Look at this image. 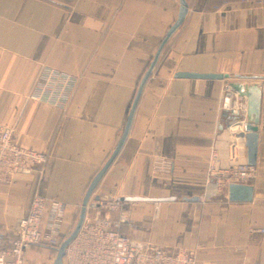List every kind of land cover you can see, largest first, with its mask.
Masks as SVG:
<instances>
[{
  "label": "crops",
  "instance_id": "obj_1",
  "mask_svg": "<svg viewBox=\"0 0 264 264\" xmlns=\"http://www.w3.org/2000/svg\"><path fill=\"white\" fill-rule=\"evenodd\" d=\"M184 1L185 19L165 41L180 0H0V125L47 157L40 175L0 183V242L35 193L65 206V229L78 221L137 101L89 199L128 200L131 224L120 233L193 250L195 264H264V0ZM229 81L262 84L252 133L223 119ZM247 135L256 147L253 199L231 203L208 182V161L215 150L223 163L246 162ZM157 161L169 172L155 170Z\"/></svg>",
  "mask_w": 264,
  "mask_h": 264
},
{
  "label": "built area",
  "instance_id": "obj_2",
  "mask_svg": "<svg viewBox=\"0 0 264 264\" xmlns=\"http://www.w3.org/2000/svg\"><path fill=\"white\" fill-rule=\"evenodd\" d=\"M13 135L14 129L0 125V183L8 182L14 174L40 175L47 161L45 154L17 146ZM230 161L223 163L215 150L209 157L207 179L220 197L226 195L230 184L252 185L257 176L254 164ZM154 169L167 173L170 165L157 161ZM65 215L62 203L35 193L26 215L17 222L15 233L0 242V264H25V255L33 250L47 251L56 257L71 234L64 228ZM130 224V211L118 198L89 199L83 224L66 246L62 264H195L193 250L152 247L120 233L121 227Z\"/></svg>",
  "mask_w": 264,
  "mask_h": 264
},
{
  "label": "water",
  "instance_id": "obj_3",
  "mask_svg": "<svg viewBox=\"0 0 264 264\" xmlns=\"http://www.w3.org/2000/svg\"><path fill=\"white\" fill-rule=\"evenodd\" d=\"M187 14V6L184 0H180V9L179 16L175 26H173L166 35V40L175 32V30L181 25L185 16ZM164 41V42H165ZM160 50L157 52V55L151 65V69L156 63L157 57ZM151 69L148 71L147 76H149ZM177 79H193V80H209V81H223L228 80L227 75L222 74H198V73H177L175 74ZM143 85V84H142ZM142 85L140 87L141 92ZM139 97V96H138ZM261 100H262V84L260 82H250V83H241V82H231L229 81L226 84L224 89L223 99L221 108L223 111V119L227 123L234 122H244L247 128V132H254L255 128L259 124L260 112H261ZM136 102L134 103L133 108L131 109L126 124L124 127L123 134L115 147L113 153L111 154L108 161L102 167V169L97 173V175L92 180L88 190L84 196V199L81 204L78 221L75 228L69 235V237L62 243L61 247L56 252V257L53 261V264H62V259L64 256V250L66 246L71 242V240L76 236L80 230L83 219L85 215V206L89 200L96 184L101 179L117 153L119 152L124 139L127 135V131L133 116ZM242 157L246 160L247 164L253 165L256 158V147L254 137L247 135L245 138V143L242 146ZM227 200L231 203H249L253 199V188L250 185H240V184H230L227 188ZM128 201V200H122ZM133 201V200H131ZM134 201H137L134 199Z\"/></svg>",
  "mask_w": 264,
  "mask_h": 264
},
{
  "label": "rangeland",
  "instance_id": "obj_4",
  "mask_svg": "<svg viewBox=\"0 0 264 264\" xmlns=\"http://www.w3.org/2000/svg\"><path fill=\"white\" fill-rule=\"evenodd\" d=\"M76 223L73 224L72 226H69L67 229H69V231L71 230L72 232L76 226ZM54 259L55 257L53 256L52 253L47 251H37V250H33L29 252L24 257L25 264H53Z\"/></svg>",
  "mask_w": 264,
  "mask_h": 264
}]
</instances>
